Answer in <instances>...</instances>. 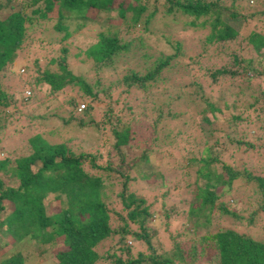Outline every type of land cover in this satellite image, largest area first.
<instances>
[{
  "label": "rangeland",
  "instance_id": "obj_1",
  "mask_svg": "<svg viewBox=\"0 0 264 264\" xmlns=\"http://www.w3.org/2000/svg\"><path fill=\"white\" fill-rule=\"evenodd\" d=\"M217 2L226 6L233 3L236 12L243 16L228 20V23L238 30L234 36L221 41L214 40L212 43L204 42V37L209 32L207 23L201 27L191 28L185 25L186 19L181 15H176L175 20L172 21L170 15L162 14L164 7L160 4L151 23L148 24V30H143L139 26L134 29L127 28L115 11L103 12L104 14L98 15V19L95 18L92 22L87 20L78 27L74 20L66 21L69 35L65 39L62 38L63 30L53 28L54 20L34 28L37 32L32 33V30H28L29 37L36 43L34 48L30 49L33 50L30 55L37 57L40 69L44 67L46 58L63 54L61 49L64 48L67 68L91 87L95 96L84 94L74 84H67L53 94L47 92L45 88L39 91L26 88L25 84V90L31 91L33 95L31 94L32 96L25 100V103L20 104L17 100L22 95L20 90L26 83L28 75H34L36 67L31 65V58L27 59L23 56V51H18L19 56L12 64H15L13 74L17 79L11 80V76L6 75L2 81L7 90L15 91V100L11 107L0 111V118L4 117L3 114L7 115L3 122L4 126L0 127V160L7 157L10 164H13L15 158L29 152L28 138L39 133L51 144L63 143L75 155L90 152L95 155L96 152L99 156L97 160L95 159V163L104 166L105 156L114 155L111 149L114 142L112 127L129 121V139H131L125 147L124 163H129L131 158L138 156L143 147L157 151L149 157L153 167L161 171L162 178L151 175L148 179L128 180L125 190V194L133 193L145 198L150 212L154 213L145 226L150 231H154L150 243L157 247L156 253L170 257L174 241L180 245L183 242V249L194 244L195 251H199L205 244L198 240L201 235L224 228L264 242V209L258 206L259 195L252 194L250 188L243 183L242 187L234 188L233 197L225 198L227 207L236 215L233 217L227 214H215L214 211V214L210 215L211 223L196 230L190 228L189 223L186 222V198L183 199L178 194V192L184 193L183 183L193 181V174H186L188 171L192 173L193 167H176V164L185 165L183 158L189 156L191 151V155L197 156L205 144L214 152L218 150L225 152L224 160L229 164L235 160L237 165L245 163L252 169H255L254 165L264 164V49L255 52L248 41L253 31L264 35V0H218ZM146 6L149 11L152 10L151 1L146 2ZM261 10L262 13H259ZM99 32H116L117 38L121 41H131L129 50L115 58L112 63L95 64L85 56L84 51L97 41ZM168 33L172 39H177L181 43L182 55L179 56L180 61H177V65L164 69L160 74L162 79L149 82L151 85L126 86L122 79L124 74L130 72L143 74L150 68L156 56L172 53L171 47L161 37L162 34ZM138 37L145 44L144 47L136 49ZM142 52L148 54V57L140 58ZM233 55L241 59L238 64L232 62ZM195 60H199V65H203L208 70L222 66L229 71H235V74L222 75L213 81L209 77L208 70L197 68L194 64ZM247 61L250 63L246 64ZM48 68L57 70L54 65ZM191 81L200 85L203 96L215 103L222 114L206 111L202 115L199 112L202 100L191 92L193 86L187 88L191 93L190 99H194L193 102L186 101L183 93L181 97H177L181 94L182 85ZM163 100L166 102L162 103ZM71 101L75 104L70 105ZM250 103L253 105L250 106ZM80 104L84 105L83 113L76 111L75 105ZM47 105H51L49 111L57 113L58 117L47 114H44L47 118L34 116L35 113L48 111ZM252 110L258 111L257 118ZM70 113L72 120L65 124L64 121ZM232 117L238 118L234 120L231 119ZM78 120L90 122L80 126ZM117 161L116 157L111 158L112 164ZM83 167L87 171L100 174V171L95 169L89 170L86 160L83 162ZM143 169H146L145 164ZM262 171L264 168H257L255 174L263 175ZM113 174L110 172V175ZM127 174L131 177L135 172L129 169ZM106 176L104 172L103 178ZM0 179L8 184L7 177L3 173H0ZM115 182L111 178L103 180L104 184L112 183L111 187L104 188L103 201L110 215V227L116 230L122 227L119 217L126 221L128 219L125 218L127 210L122 207L121 199L116 194L119 186ZM162 191L165 195L160 198ZM58 207V199L51 198L46 212L57 210ZM163 212H167L172 217L169 221L171 224L165 230L162 228L165 218L160 219ZM158 217L161 225L158 224ZM249 218H252L250 223L247 221ZM129 228L135 229L134 225H129ZM117 239L118 236L114 237L112 242L106 239L105 243L98 247V251L106 255L107 253L103 251L109 250L108 253L114 252L122 259L135 258L137 252H142L144 255L152 252L143 239L131 237L124 238L123 241V245H128L130 248L120 252L115 249L118 244L113 246V242L115 243ZM4 242L8 244L3 245L2 251L23 248L27 252H32V255L26 252L24 264H52L55 261L53 255L55 246L50 249L47 256H40L37 254L38 250L28 243L15 246L13 242L10 244L11 240L8 236H4L2 243ZM214 253L213 250L203 253L202 256L194 258L192 264H199L200 261H215Z\"/></svg>",
  "mask_w": 264,
  "mask_h": 264
},
{
  "label": "trees",
  "instance_id": "obj_2",
  "mask_svg": "<svg viewBox=\"0 0 264 264\" xmlns=\"http://www.w3.org/2000/svg\"><path fill=\"white\" fill-rule=\"evenodd\" d=\"M139 1L3 0L0 2V111L11 107L15 100V91L7 90L2 81L6 75L11 76V80L17 79L13 74L15 64H12L19 56L18 51H23V56L27 59L31 58V65L36 67L34 75L29 74L26 83L21 81L24 83L20 90L22 95L17 99L20 104L25 103V100L27 101L33 95L31 91L25 90V84L26 88H34L36 91L45 88L51 94L60 91L67 84H74L84 94L95 96L91 87L86 85L79 76L73 75L67 68L64 48L61 49L63 54L46 58L42 69L38 66L37 57L30 55L33 52L30 49L34 48L36 43L32 41L28 35L30 33L27 32L30 30L32 33L37 32L34 28L43 26L51 20H54L52 26L55 30H63V39L69 35L65 25L66 21L74 20L78 27L85 21L92 22L95 18L98 19V15L101 13L110 11H115L127 28L134 29L139 26L143 30H148V24L151 23L160 4L164 7L162 14L170 15L172 21L175 20L176 15H181L186 19L185 25L191 28L201 27L207 23L209 32L204 37V42L212 43L214 40L221 41L234 36L238 30L230 25L228 20L243 16L236 12L233 3L226 6L217 2L218 0H143V3ZM149 1L152 3L150 11L146 6V2ZM4 9L7 10L4 11ZM259 13H262V10ZM78 21L82 23H78ZM97 37V41L84 51L85 56L95 64L112 63L115 58L127 52L131 46V41H121L117 38L116 32H99ZM161 37L171 47L172 53L156 56L150 68L143 74L135 72L124 74L122 79L126 86L129 87L131 84L137 87L151 85L152 82L162 79L160 74L164 72V69H170L177 65V61H180L179 56L182 55L180 41L172 39L169 33L162 34ZM248 41L255 52L264 49V35L253 31L250 33ZM144 44L138 37L136 49L144 47ZM38 47L41 46L38 45ZM147 55L142 52L139 57L146 58ZM240 60L236 55H233V63L238 64ZM199 63V60L194 61L198 69L208 70ZM248 63L250 61H247L246 64ZM51 65H54L57 70L53 71L48 68ZM208 73L210 79L215 81L222 75L234 76L235 71H229L221 66L208 70ZM190 86H193L191 92L197 94L202 100L199 109L202 115L206 111L223 113L215 103L203 96L200 85L194 81L182 85L181 94H178L177 97H181L183 93L186 101L193 102L194 99H190L191 93L187 89ZM163 102L165 103L166 100ZM74 104V101L70 102V105ZM249 105L252 106L253 103ZM50 107L51 105H47L48 111L35 113L34 116L47 118L44 115L47 114L51 117H58L57 113L49 111ZM81 112H85V108ZM252 112L256 118L259 116L258 111L252 110ZM3 116L0 118V127L4 126L3 122L7 115L3 114ZM202 118L204 119V116ZM235 118L238 117L231 119L235 120ZM71 120L70 113L64 123H69ZM89 122L78 120V125L84 126ZM204 122L207 123L208 120H204ZM111 130L114 139L111 149H113L114 155L107 154L105 156L106 164L104 166L95 163V159L97 160L99 156L96 152L95 155L93 152L75 155L63 143L51 144L39 133L28 138L29 152L15 158L13 164H10L7 157L0 160V173L6 175L8 181V184H5L0 179V264H24L25 255L27 253L32 255V252H27L23 248L2 251L3 245L8 244V242L2 243L4 236L10 237V244L13 242L15 246L23 243L30 244L32 248L38 250L37 254L40 256H47L50 249L55 246L56 250L53 254L55 261L52 264H192L194 258L211 250L215 252V261H200L199 264H264V242L253 240L248 235L237 233L229 228L217 229L214 232H206L201 235L198 240L205 244L200 247L199 251H195L194 244L183 249V242L180 245L174 241L170 257L156 253L157 247L150 243V237L154 235V231H150L145 226L154 213L150 212L149 204L145 203V198L133 193L125 194V190L128 180L148 179L151 175L162 178L161 171L153 167L149 157L150 154H155L157 151L143 147L138 156L131 158L129 163H124L125 147L131 139H129V121L119 123ZM216 142L217 140L214 141V143ZM100 146L106 148L103 145ZM190 153L192 154V151ZM191 154L183 158L185 165L176 164V167H193L192 173L186 172V174H193V181L183 183L184 193L178 192L183 199L186 198L185 215L190 228L196 230L210 224V215L214 214V211L215 214H227L234 217L236 214L227 207L225 198L233 197L234 188L241 186L242 183L250 188L252 194L259 195L258 206L264 209V171H262L263 175L255 174V170L264 168V164L254 165L255 169L247 167L245 163L237 165L235 160L229 164L224 160L225 152L220 150L214 152L206 144L197 156ZM183 155L185 156L184 153ZM112 157H116L118 160L115 164L111 163ZM85 160L89 165V170L95 169L100 171V174L95 171H87L83 167ZM144 164L146 169H143ZM129 169L135 172L134 176L130 177L127 174ZM104 172L107 174L106 178H103ZM110 172L114 174L110 175ZM107 178L116 181L115 183L119 186L116 194L121 199L122 207L127 210L125 218L128 221L119 217L122 227L116 230L110 227V215L103 201L105 198L104 188L112 186V183H103V180ZM164 195L165 192L162 191L160 198ZM51 198L58 199L59 207L57 210L47 213V206ZM118 216L120 215L118 214ZM162 218H165V222L162 224V228L165 230L171 224L169 221L172 217L167 212H163L160 215V219ZM251 220L252 218H249L248 223ZM158 224L161 225L159 217ZM251 224L253 225L254 222ZM129 225H134L135 229H130ZM117 236L118 239L115 243L113 242V246L118 244L115 249L120 252L130 248L128 245H123L124 238L127 237L143 239L147 248L152 252L149 255L137 252L135 258L122 259L114 252L108 253L109 250L103 251L107 253L106 255L98 251V247L106 239L112 242L113 238ZM171 239L173 240V238ZM185 258L186 261H184Z\"/></svg>",
  "mask_w": 264,
  "mask_h": 264
},
{
  "label": "built area",
  "instance_id": "obj_3",
  "mask_svg": "<svg viewBox=\"0 0 264 264\" xmlns=\"http://www.w3.org/2000/svg\"><path fill=\"white\" fill-rule=\"evenodd\" d=\"M26 94H28V92H26ZM83 107H84L83 104L78 105V106L76 107V111L81 112V110H82Z\"/></svg>",
  "mask_w": 264,
  "mask_h": 264
}]
</instances>
